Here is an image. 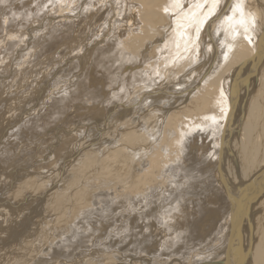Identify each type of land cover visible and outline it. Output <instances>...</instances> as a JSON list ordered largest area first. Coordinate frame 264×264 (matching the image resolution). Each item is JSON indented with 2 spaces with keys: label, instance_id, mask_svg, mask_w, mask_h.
<instances>
[{
  "label": "bare ground",
  "instance_id": "obj_1",
  "mask_svg": "<svg viewBox=\"0 0 264 264\" xmlns=\"http://www.w3.org/2000/svg\"><path fill=\"white\" fill-rule=\"evenodd\" d=\"M41 1L53 6L57 0ZM68 1L74 7L72 16L64 12L69 6L68 3V6L60 8L61 12L54 17L57 22L52 18L54 23L51 22L48 25L55 28L57 24L60 26V31L64 26L63 35H66L67 29L68 31L75 29L73 34L69 31L72 36V40L67 37L69 44L64 37L62 41L66 43L62 44L63 46L59 44L60 42L58 43L61 48L65 45L69 47L71 44L73 48L72 50L68 48L69 53L64 51L61 57L55 59L57 63L62 59L59 65L70 62L80 67L78 63L83 60V50L98 40V38L88 40L91 43V45L88 44L89 46L87 40L84 41L86 37L84 33L87 32L85 30L89 24L92 26V23H95L97 31L99 27H103L107 38H101L100 45H97L96 59L94 58L96 64L90 65L87 71L74 78L71 84L75 88L68 90L69 95L72 93L71 98L68 101L64 100L63 103L55 99L52 100L51 105L47 106L50 107L47 114L55 110L59 118L57 121V117H53L57 122L51 121L53 123L50 124L49 129L55 124L58 125L60 120L63 121L64 112L73 109V114L67 118L66 123L64 125L60 123V126L63 125L65 128L60 131L66 137L62 138L67 144V149L70 143L69 151L79 139L78 137L85 135L89 130L91 126L89 121L93 120L96 122L94 127L100 130L99 134L103 133L105 125L108 129L109 125H113L111 133L114 136L113 139L118 137L119 139L115 143L113 141L102 144L100 152L95 148L92 149L93 155L90 157L87 152L84 155L86 159L84 156L81 158L82 155H80L83 146L75 147L76 153L73 154L71 163L78 158L80 163L74 166L73 175L78 177L92 168L94 176L96 173H99L98 178L104 176L99 178L101 181L96 185L90 182L87 186L84 182L86 186L83 188L75 182L77 185L71 188L76 189L72 191L71 208L64 216L60 215V222L66 223H63L57 232L53 231V227V229L48 227L53 232L50 231V238V235H45L46 241L43 239V243L51 240L47 248L43 249L45 252L48 250L43 257L54 260L58 254H60L59 257L69 256L74 250L84 247L85 242H89V238L95 235L91 234L92 236L88 238V234L86 235L90 229L86 225H90L91 220H96L93 216L90 217L93 213L90 210H94L95 213L103 216L99 224L109 222L110 218L113 221L114 211L118 220L123 215L122 219L123 217L126 219V224L124 223V226L121 224L114 236L121 237L125 244L134 242L135 245L140 246V248L134 247V250L127 247L128 250L133 251V257L134 253L137 257L153 254L159 263H168L173 259L171 264H183L179 257L185 254L190 255L189 252L193 251L196 254L190 256L188 261H185L186 264H224L226 253L230 256V264H264V0H84L82 6L80 5L82 0ZM74 1H76L75 5ZM29 2L32 6L37 3L36 0H29ZM29 2H22L20 7L24 9L25 6H29ZM3 6H7L5 8L8 11V5ZM56 6L58 7V3ZM9 9L12 14L18 13L17 0L10 4ZM29 10H24L22 18L18 20L21 21L30 16L33 10L27 14ZM49 10L51 12L52 9ZM51 15L53 16L52 12ZM7 22L9 24L8 20ZM14 25L15 29L16 24ZM21 26L18 25V27ZM14 29L11 31H15ZM2 30H4L3 27ZM59 30L56 28L58 34ZM51 32L49 35L56 33ZM77 32L79 35L76 34ZM12 34V37L8 36L11 39L15 38V32ZM40 34L35 33V36ZM55 35L57 33L53 34V37ZM87 36L90 39L91 36L88 34ZM42 37H39L40 40ZM16 38L18 39L17 36ZM45 38L41 42L36 38V42L44 46L45 43L54 41V39L49 40L50 36ZM82 41L84 45L81 46ZM36 42L34 41L35 44ZM34 43L29 46L28 52L33 51L30 49L34 48ZM11 46L9 48L12 49ZM43 46L40 48H45ZM16 47L17 45L13 49L15 50ZM6 48L8 49V46ZM48 48V50L52 49L49 45ZM5 50L2 53H6ZM48 50L46 49L45 52ZM52 52L56 54V51ZM86 54L90 55L88 52L85 56ZM38 56L36 58H39ZM32 60L38 63L39 59ZM2 64L4 65V62ZM24 64L26 65L25 62ZM55 65L53 68L58 64L55 63ZM26 68L25 66L24 69ZM59 69L54 71L59 73ZM39 83L38 79L36 86ZM75 89L77 91H74ZM68 91L65 93L67 94ZM128 95H132L133 99ZM65 96L63 99H66ZM116 96L119 97L117 101H121L120 104L113 103ZM127 96L129 100L137 102V111L132 110L134 107L132 104L135 103L131 101L129 104L130 101L126 100ZM122 98L125 99L124 103ZM170 99L171 104L168 102ZM163 102H168V105L165 103L162 105ZM65 103L67 106L63 105ZM56 104L60 106L57 111L53 108L54 105L57 106ZM109 106L111 109L107 111ZM73 117L79 118L81 126L72 127L70 122ZM98 117H100L99 122L96 121ZM44 121L41 124H44ZM110 122L113 124L108 125ZM30 124L32 127L33 123L30 122ZM88 124L90 125L87 126ZM29 125H24V128ZM38 125H36L37 129ZM24 135L30 134L25 132ZM103 138L102 142H104ZM44 143L47 146L55 147L56 145V143L50 145L51 142L48 143V141ZM116 144L117 147H113ZM139 148L141 149L137 150ZM65 157L64 155L63 158ZM56 165L58 167V163ZM64 169L66 171V167ZM116 178L118 181L113 183V179ZM14 179L15 183L22 181L21 177ZM17 189L19 191L16 192L23 193L31 190L26 182H22ZM66 193L69 194V192ZM95 203L99 206L95 205V209H92ZM0 212L4 213V210ZM3 213H0L2 217L6 216ZM47 213L49 214L48 211ZM26 216L29 218L30 215ZM4 219L6 220L3 218L2 223L6 224ZM117 223L112 228L109 227L110 230L115 225L117 230L119 226ZM98 229L100 228L96 227L95 232H98ZM100 232L99 234L102 233ZM1 233L3 235L4 232ZM16 233L17 236L20 232ZM43 235L41 237H44ZM107 235L111 236V233ZM4 238L7 239L5 236ZM119 242L121 244V240ZM31 244L32 242L26 243L27 246L33 247ZM6 245L8 248L7 242ZM102 245L107 246L105 243ZM200 245L203 246L200 247ZM10 247L13 250L11 245ZM199 248L202 251L198 252ZM33 254L28 251L29 261L33 259ZM134 259L137 258L134 257ZM46 262L49 263L48 260Z\"/></svg>",
  "mask_w": 264,
  "mask_h": 264
},
{
  "label": "rangeland",
  "instance_id": "obj_2",
  "mask_svg": "<svg viewBox=\"0 0 264 264\" xmlns=\"http://www.w3.org/2000/svg\"><path fill=\"white\" fill-rule=\"evenodd\" d=\"M2 1H3V3H2ZM2 1H0L1 2L0 3V11L2 10L1 11L2 13L0 12V15L5 16L4 17L5 19L3 18V16L2 17L0 16V21L2 19V21L0 22V27H1L0 28V33L4 31L5 33L4 32L3 33L5 35H3V33L0 34V41L2 42V44L0 42V45H1L0 46V52H1L0 53V57H1L0 58L1 59L0 60V63H1L0 64V197H1L0 198V208H2V210H4V213L3 212H0V213H3V215H6V216L2 217V215L0 214L1 215L0 216V219H1L0 220L1 221L0 222V241L2 240L0 242L1 243L0 244V264H11V263L12 264H31V261H33L32 264H171L173 259L170 260L168 263H166V262L159 263V260H156V258L153 256V254L147 255V256H138L137 257V254L135 255V253H134V257L137 258V259H134L133 251H131V250L134 247L135 248L136 247L140 248V246L138 244L135 245L134 242H131L132 244H130V242L128 244H125L123 242V239H121V237H119L120 238L119 239L118 236L117 237L114 236L115 233H117L116 231H118V229H120L121 224L123 226L126 224L125 223L126 219H124V217L122 219L123 215L121 216V219L118 220L115 217L116 216V212L114 211L115 215L113 214V218H114L113 221L110 218L109 222L100 223L99 224V221L102 220V218H103L102 214H97V213H95L94 210H90V209L89 210L91 212H93L91 215L89 214L90 217L93 216L94 218H96V220H91L90 221V225L92 224L91 226L90 225H86V227H89L91 229V230L88 229L89 232L86 233V235L88 234L87 238L89 236H92L93 234H95V235H93L94 237L92 236L91 238H89V242L88 241L85 242L86 244L89 243V245L87 244V246H89V247L85 246L86 245L85 244L84 247L74 250L69 256H60L61 258L59 257L60 254H58L57 256L59 258H57V256H56V258L54 260H52L51 258L46 257V256L43 257V255H45L44 253H46L48 251L47 250L45 252L43 249L47 248V246L49 245L48 242H51V240H49L48 242H44L43 243V239H45V241L47 239V237L45 238V235L46 234L50 235L49 234L50 231L51 232H53V231L57 232L58 228H60V226H62L63 223L64 224L66 223V222H60V221H61V216H64L66 214V211L69 212V210L71 208V204H72V201H73V194H72L73 192L72 191L76 190V189H71V188H74V186L77 185V184L80 185V188H83L84 186H86L85 184L90 183V182H92L94 185H96V184L100 183V181H101L99 178L104 176V175H102L101 177L98 178L97 174L99 175V173H96V176H94L93 172H92V168L91 169L89 168L90 170L88 169L87 172H86L87 175L83 174L84 176L83 175H79L80 176V177L78 176L79 178L75 177V175H73V173H75L74 166H77L80 163V158H78V160H74V162L71 163L73 161L71 159H72V157H74L73 154L76 153L75 152L76 151L75 147L76 148H80V147L83 146L81 151H80V153H81L80 155H82L81 158H83V156L86 155L87 152H88V154H87L88 157H90L91 155H93V152H91L92 149L95 148V149L99 150V152H100V149H101L100 147L102 146V144L112 143L113 141H114L113 143H115V141H117L119 139V137L117 139H115V140L113 139L114 136L111 133L113 131L114 126L113 125H109L112 122L108 123L110 128L112 127L111 129L110 128L108 129V127L105 125L106 128L103 129V131H102L103 133L99 134L100 130L94 127L96 122L93 120V121H89V122H91L90 123L91 126L89 127V130L86 131L85 135H82L81 137H78L79 139L76 140V142L74 143V146H72L73 148H70V151H69L70 143L68 144V149H67V144L63 141V138H66V137H64L63 133L60 130L61 129H65L63 125H64V123H66L67 118L73 114V109H69L68 111H66V113L65 112L63 113V115H64L63 118L64 119H63V121L60 120V123L63 124L62 126H60L61 124L58 123V125H56V124L53 125V127L51 129H49L50 124L53 123L51 121L57 122L58 119H59L57 117L58 115H56V113L58 114V112L55 113V110L50 111V112H48L49 116H47L48 115L47 111L50 108V107H47V106L52 104V100L59 99L60 102L63 103L64 100L68 101V99L71 98L72 93H70V95L68 93H69V91H71V90H73L75 88L74 85L71 84V83L76 79L77 76L82 74L84 71H87L86 69L89 68L90 65L96 64V62L94 60V58L96 59L95 50L100 45V42L102 41L100 39L101 38H107V35H105V32H104L105 29L103 31V27H99L98 31H97V29L95 28V25H94L95 23H92V26L89 24L87 26L88 28L86 27V30H85L88 33L87 32L84 33V36H86L84 41L87 40L86 42H88L87 43V45H88L90 43L89 41L91 39L95 40V39L98 38V40H95L97 43L94 41V42H92V46L88 45L89 47H86L85 49L83 48L84 50H83V53H82L83 55L82 56H83V60L84 61L83 60L79 61V63H78L79 66H80L79 68L77 66H75L73 63H70V62H68L65 65H62L63 64L62 63L61 64L62 66H61L59 64L61 63L60 61L62 59L60 58L61 60L59 61V63H57L55 59H57L58 57H61L63 55L64 51L65 52L68 51V53H69L70 50H68V48H70L71 50L73 49V48H71L72 44L69 45V47H67L65 45L63 48H61V45L65 44L66 42H67V44H69L68 41L70 40V38L72 40L71 34H73V30H74V33H75V29H73L72 31L69 30L71 32V34L69 33V31L67 29L66 30V32H67L66 35L65 34L63 35L62 33L65 32L64 29H63L64 26L62 28L63 31H64L63 32L62 29H61V31L59 30L60 26L57 25V24H56L55 28H54V26L52 27V26H48V25H49V23H51L53 21V19H54V21L56 20L54 18L56 16V14H59L58 12H61L60 10L62 8H65V6L67 7L69 1L68 0H65V1L57 0L56 1L58 3V7H57L56 6L57 5L56 2H55V5L51 6L50 3H42L41 0H36L37 3L33 4V6H32L31 2H29V0H22V1H18L17 0V9H18L17 11H18V13H16V14H12V13L9 12L10 11V9H9L10 8V4L13 1H16V0H2ZM27 1L30 3V4L28 3L29 6H25L24 9L22 7H20L22 2H27ZM31 1H33V0H31ZM83 1L84 0H82V2H81L82 4H80L81 6L83 5ZM75 2L76 1H74V5H75ZM5 4L8 5V8H7L8 11H6V8H5L7 6H3ZM70 5L71 4L69 3L68 7H70L71 9L67 7L64 10V12L68 14V16H72L71 13H72V10L74 9V7L72 5L71 6ZM76 6H78V5L76 4ZM77 8H79V7H77ZM29 9H32L33 12H34L35 9L36 10L33 13V12H31L32 10L30 11ZM49 9H52L51 12H52L53 16L51 15V12H50ZM24 10L25 11L29 10L27 12V14H29L31 12L30 16L27 17L28 19L25 18L24 20L21 19V21H19L20 18H22V14L24 13L23 12ZM53 10H54V12H53ZM69 11H70V13H69ZM43 16L45 17V19H44ZM8 17H9V19H8ZM6 18L9 21V24H8ZM17 21H19V22H17ZM22 21H24V22H22ZM55 22H57V21H55ZM52 23H54V22H52ZM1 24H2V26H1ZM14 24H16V28L15 29H14V26H15ZM97 24H99V23H97ZM3 25L7 26L8 29H6L7 27H4ZM18 25L19 26L22 25V26L18 27ZM89 26H90V28H89ZM2 27L4 28V30L1 31ZM10 27H12L15 31H11L13 29L10 28ZM17 27H18V29H17ZM47 27H49V28L52 27L51 29H53L54 31L49 29V28H47ZM56 28H58V30L60 31L59 34H58V32H56ZM6 30H7V32H6ZM50 30L52 32H56L57 35H55L54 37H53V34H56V33H53V34L49 35V33L51 32ZM90 30H91V32H90ZM94 30H96V31H94ZM99 30L101 31L102 34L99 33L100 32ZM16 31H17V33H16ZM43 31H44V33L45 32L46 33L45 34L42 33ZM13 32H15V34H14L15 38L11 39L10 37H12L11 34ZM96 32H98V33H96ZM103 32H104V34H103ZM35 33L36 34L37 33L38 34L41 33V34L35 36ZM68 33L70 34V37H69ZM6 34H7V40L8 41L6 40ZM76 34L79 35V32H77ZM87 34L89 36H91L90 39L88 38ZM90 34H92V35H90ZM100 35L101 36L103 35V37H101ZM8 36H10V37H8ZM16 36L18 37V39L16 38ZM38 36L39 37L43 36L42 39L45 38V36L46 37L48 36L47 38H49V36H50L49 40L50 39H52V40L54 39V41L50 40L51 43L50 42H49V44L45 43L47 45V47H46V45H44V46L42 45L45 48L41 49L42 46L40 45L39 42H41L42 39L40 40V38ZM57 36H58L59 39L57 38ZM63 37L65 38L66 42L62 41L64 39ZM67 37L69 38L68 41H67V39H68ZM36 38H37V40L39 39L40 41L38 40L39 42H36ZM47 38H45V39H47ZM9 39H11L10 42H9ZM3 40H5L7 42V44ZM18 41H19L20 45L18 44ZM34 41L37 44H35ZM12 42H14L15 44L12 43ZM52 42H54V44ZM32 43L35 44L37 50L35 49V46H34V48L30 49V50H33V51H31V52H33L32 55H31V52H28L29 51L28 48H29L30 45H32ZM56 43H57V46H56ZM58 43L61 44V45H59ZM9 44H11V45L13 44L14 46H11ZM15 45H17V47L14 50L13 47L15 48ZM48 45L52 49L48 50L49 49ZM82 45H84L83 41H82L81 46ZM90 45H91V43H90ZM2 46L6 50L3 49ZM6 46H8L9 51L6 48ZM9 46H11L12 49L9 48ZM55 47H57V49ZM65 47H67L66 48L67 50L65 49ZM58 48H59V50H58ZM46 49L48 50L47 52L49 53L48 56H47L48 53L45 52ZM93 49H94V51H93ZM3 50H5L4 52H6V53H2ZM35 51L37 52V54H35L36 53ZM52 51H56V54H57V52H60L61 54L58 53L59 56H57L58 54L56 55ZM41 52L44 53V54H42ZM86 52L90 53V55L88 54V56H87V54H86V56H85ZM8 53H9V55H8ZM25 53H27V54H25ZM38 54H39V56H38ZM42 55L44 57L47 56L48 58L47 57L46 58H42L43 57ZM28 56H29V59H27ZM32 56H34L35 58L32 57ZM37 56L39 58H36ZM64 56H65V54H64ZM22 57H23V59H22ZM30 57L32 59H34V60H38L39 59L40 62H39V60H38V63L36 61L33 62V60ZM5 58L8 59V60H6ZM86 59H87V61H86ZM21 60H23V61L20 62ZM41 61H42V65H41ZM3 62H4V65L2 64ZM24 62L26 63V65L24 64ZM31 62H33V63H31ZM35 62H36V64H35ZM22 63L24 65H22ZM28 63H30L29 66H28ZM55 63L58 64L59 66L57 65V67L53 68ZM21 65H22V67H21ZM25 66L27 67L26 69H24ZM3 67H4V69H3ZM6 68H7V70H6ZM57 68L58 69L60 68L59 69L60 70L59 73L58 72L56 73V71H54ZM77 68H78V70L80 72L77 70ZM20 69H21V71H20ZM81 69H82V71H81ZM17 70H18V72H17ZM22 74L24 75L25 78L23 77ZM38 79H39L40 83H39L38 86H36ZM66 80H68V81H66ZM66 82H67V84H66ZM65 84H66V86H65ZM68 86H70V87H68ZM23 90H25V91H23ZM20 91H22V92H20ZM65 91H68L67 92L68 95L65 93ZM74 91H77V89H75ZM29 92H31V93H29ZM30 94H32V95H30ZM65 94H66V96H65ZM63 96H65L66 99H63L64 98ZM128 96L129 97L131 96V98L133 99L132 95H128ZM128 96L126 98L127 102L129 100ZM13 98H15V99H13ZM117 98H119V97L116 96L115 101L112 99L114 104H120L121 101H117ZM62 99H63V101H61ZM124 101H125V99H123V103H124ZM129 101H130V102H128L129 104L131 103V101H133L132 103H135V104H132L134 106L132 108V110L137 111L136 110L138 108L136 106L137 102H134V100H129ZM168 102L171 104L172 100L170 99V100H168ZM168 102H166V103L163 102L161 104L163 105L165 103V105H168ZM67 103H65L63 105H66ZM57 106H59V104ZM57 106L54 105V107H53L54 109H56V111L60 108V106L59 107H57ZM141 107H142V104H141ZM112 108H113V106H112ZM109 109H111V106H109L107 108V111ZM40 112H41V114H40ZM67 112L69 113V115H68ZM30 113H32V115ZM38 114H40L39 118H37ZM104 114L105 113H102V115H104ZM41 115H42V118L45 121L41 118ZM45 115H46V117H45ZM50 115L52 117H50ZM105 115H107V114H105ZM53 117H57V121H55L56 118H53ZM37 119H38L39 122L37 121ZM78 119L75 118V117L71 118L72 121L70 122V124H72L73 128L78 126V125H80L79 124L80 121ZM41 120L44 121V124H41V122H42ZM27 121L29 123H27ZM96 121L99 122L100 121V117H98V119ZM30 122L33 123V126H32L33 128H36V125H38V123H39L38 129L37 128L33 129L31 127L32 124H30ZM92 122H93V124H92ZM104 122L107 123L106 121H104ZM27 124L28 125L30 124V125L29 126H25L27 128H24V125H27ZM90 124H88L87 126H89ZM22 125H23V127H21ZM28 127H30V128H28ZM21 128H23L22 130H24V131H22ZM28 129H29V131H28ZM66 129H69V128H66ZM25 132H28V134H30V135H26L25 136L24 135ZM14 133L15 134L18 133V134L15 135ZM33 133L36 136H34ZM61 133H62V135H61ZM87 133L89 135H87ZM19 135H20V137H19ZM21 135H22V137H21ZM16 136H18L19 139ZM28 136L29 137L31 136V137L27 138ZM72 136H74V135H72ZM41 137H42V139H41ZM52 137H53V139H52ZM102 137H104L103 138L104 142H102ZM16 138H17V142H15ZM46 141H48V143L51 142V143H49L50 145H54L56 143L55 147L45 145L44 142H46ZM23 142H24L25 145L23 144ZM22 144H23V146H21ZM117 144L114 145L113 147H117ZM16 145H19V146H16ZM89 145H92V146H89ZM30 147H32V148H30ZM91 147H93V148H91ZM87 148H88V150H87ZM133 148H134V146H133ZM140 149L141 148H139L137 150H140ZM35 151L36 152L38 151L37 154H36ZM48 152H50L49 156H47ZM99 152L97 151V154H99ZM64 155L66 156L65 158H63ZM77 156H78V153H77ZM46 157H48V158L45 159ZM84 159H86V156H84ZM56 163H58V167H57ZM69 163H71V164H69ZM64 167H66V171H65ZM61 171H62V176H61ZM37 175H39V176H37ZM40 175L42 177H40ZM91 175L94 176V178L96 177L95 178L96 180L94 178H92ZM87 176H89V177L87 178ZM20 177L22 178L21 179L22 181L20 183H15L14 182L15 181L14 178H20ZM37 181H39V184H37ZM116 181H118L117 178L113 179V183L114 182L116 183ZM22 182H26V184L28 186H30L31 190L27 191L26 193L25 192L24 193L23 192H16L18 190L17 187ZM75 182H77V184ZM84 182H86V183L84 184ZM2 184H3V186H2ZM87 186H88V184H87ZM109 187H111L110 184H109ZM112 187H113V185H112ZM3 188H5V189H3ZM1 189H3V190H1ZM10 190H11V193H10V196H9L8 194H9ZM66 192H69V194L67 195ZM19 196H21V197H19ZM2 201H4V202H2ZM96 201H98V200H96ZM1 204H3L4 208H3V206ZM5 204L8 207H5L6 206ZM95 205H97V204L95 203L93 205L94 208L92 207V209H95V207H96ZM97 206H99V204ZM2 210H0V211H2ZM31 211H33V212L30 213ZM47 211L49 212V214L47 213ZM59 212H61V213H59ZM110 212H111V214L113 213L112 210ZM19 214H20V216H19ZM24 214H25V216H24ZM58 214H59V217H58ZM26 215H28V216L30 215L29 218ZM11 216H12V219H10ZM98 217H100V218H98ZM3 218H6V220L4 219V223H6V224L2 223L3 222ZM13 218H15L14 219L15 221L13 220ZM22 218H24V220ZM31 218H33V219H31ZM69 219H71V217ZM69 219H68V221H69ZM9 220H11L12 223H10L11 221H9ZM115 220H116V222H115ZM92 221H94V222H92ZM57 222H60V223L58 224ZM77 222H78V220H77ZM13 223H15V224H13ZM39 223H41V224H39ZM93 223H94V225H93ZM115 223H117L119 225L117 227V230H116V226L117 225L114 226V228H113L114 231H113V229L110 230V228H112ZM111 224H112V226H110ZM2 225H4V226H2ZM15 225H17V226H15ZM55 226H56V228H55ZM48 227H50L51 229L54 228L56 230L53 229V231H52L50 228L48 229ZM94 227H95V229H96V227L100 228V229H98V232L97 231L95 232ZM104 227H106L107 229L104 228ZM14 228H16V229H14ZM108 229H109V232H108ZM16 230H18V231H16ZM7 231L9 232V234H8ZM92 231H93V233H92ZM112 231H113V233H112ZM1 232H4L3 235H2ZM16 232H20L21 234L18 233V235L16 236V234H17ZM42 232L45 233V234L43 235ZM99 232L101 234H99ZM106 233L109 234V235L111 233V236H108ZM7 234H8V238H7ZM98 234H99V236H98ZM42 235L44 237H41ZM83 235H85V234H83ZM100 235H101V238H100ZM4 236L7 239H5ZM13 236H16V237H13ZM10 237H11V239H9ZM12 237L15 240L16 243L14 242ZM50 237H51V235L49 236V238ZM106 237H107V239H106ZM108 237H110L111 240H110V238L108 239ZM87 238H86V240H87ZM102 239H103V241H102ZM8 240H10V241L8 242ZM94 240H95V242L97 241L98 243L99 242L100 243L99 244L97 242L95 243ZM104 240L106 242L107 241L108 242L106 243ZM112 240H114L115 242L118 240L119 244L118 243L115 244V242L112 241ZM120 240H121V244L119 242ZM12 241H13V244H12ZM90 241H92V242H90ZM101 241L103 243H105V245H107V246L104 247V245H102L103 243ZM2 242H4V243L2 244ZM6 242L9 245L8 248L6 247L7 246ZM29 242H32L31 245H33V247L32 246L29 247V246L26 245V243H29ZM14 243H15V245H14ZM133 244H134V246H133ZM10 245L13 247L14 251L11 249ZM125 245H127V246H125ZM130 245H132V246L130 247ZM212 245H213V243H212ZM18 246H19V248H18ZM109 246L111 248H109ZM202 246L203 245H200V247H202ZM127 247H128V249H131V250H128ZM1 248L2 249L5 248V249L2 250ZM90 248L91 249L93 248V249L91 250ZM3 251H4L5 254L3 253ZM28 251L30 253H32V254L34 253L33 254V259L31 261H29V259L27 258ZM197 251L198 252L202 251V249L199 248V250H197ZM98 252H99V254H98ZM12 254H14V255H12ZM35 254H37V255H35ZM189 254L190 255H188V254L186 255L185 254L182 257H179V260L182 261L183 264H186L187 262H185V261H188V258H190V256L195 255L196 253H194L193 251H190ZM8 255H10V256H8ZM26 258L28 260H26ZM150 258H152V259H150ZM133 259H134V261H133ZM193 259H194V257H193ZM47 260L49 261V263L46 262ZM26 261H27V263H25ZM156 261L158 263H156Z\"/></svg>",
  "mask_w": 264,
  "mask_h": 264
},
{
  "label": "water",
  "instance_id": "obj_3",
  "mask_svg": "<svg viewBox=\"0 0 264 264\" xmlns=\"http://www.w3.org/2000/svg\"><path fill=\"white\" fill-rule=\"evenodd\" d=\"M229 258H230L229 254L226 253V258L224 260V264H230L231 261L229 260Z\"/></svg>",
  "mask_w": 264,
  "mask_h": 264
}]
</instances>
